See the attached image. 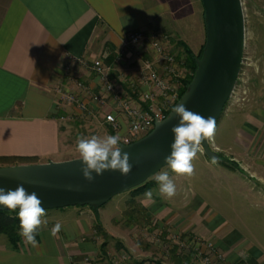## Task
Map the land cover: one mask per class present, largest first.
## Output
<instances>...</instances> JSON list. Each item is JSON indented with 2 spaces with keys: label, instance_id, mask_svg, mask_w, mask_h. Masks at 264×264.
I'll list each match as a JSON object with an SVG mask.
<instances>
[{
  "label": "crops",
  "instance_id": "crops-1",
  "mask_svg": "<svg viewBox=\"0 0 264 264\" xmlns=\"http://www.w3.org/2000/svg\"><path fill=\"white\" fill-rule=\"evenodd\" d=\"M199 3L202 8L200 0H0V156L33 157L38 163L67 160L62 141L67 119L63 116L68 111L85 117L56 101L54 88L65 84L67 65L75 77L95 85L96 77L88 74L80 60L98 57L107 52V45L116 52L128 33L141 29L182 39L183 19L197 12ZM69 89L76 91L72 85ZM237 117L240 125L233 142L219 144L220 136L215 144L227 151L257 152V166L264 168V101L240 110ZM202 161L214 166L212 161ZM158 187L135 197L146 217L168 209L169 204L155 194ZM258 190L264 196V190ZM148 191L153 193L151 199L145 196ZM186 203L193 221L190 233L211 240L229 264H264L258 241L243 236L223 214L203 206L196 195L192 203ZM84 207L88 206L66 214L69 222L61 225L55 237L51 229L63 221L43 217L47 223L38 230L37 247L25 244L21 236L13 245L0 234V264H71L72 253L84 252L80 242L87 232ZM96 215L99 220L96 212L94 219Z\"/></svg>",
  "mask_w": 264,
  "mask_h": 264
},
{
  "label": "rangeland",
  "instance_id": "rangeland-1",
  "mask_svg": "<svg viewBox=\"0 0 264 264\" xmlns=\"http://www.w3.org/2000/svg\"><path fill=\"white\" fill-rule=\"evenodd\" d=\"M241 2L245 17L241 69L234 92L216 124L215 140L208 142L220 159H215L217 163L214 166L208 165V162L204 165L203 159L212 161L213 158L207 157L201 150L193 160L195 175L191 178L177 176L167 167L162 168L160 171H168L170 177L175 179L177 193L173 199L162 197V202L169 204L168 209H157L160 212L154 215L146 217L143 213H133L130 219L125 216L130 194L129 191H123L95 211L103 228V231H98L94 225L95 212L90 207H84L83 210L87 212V232L80 241L84 252L77 255L72 253L71 264H110V256L121 252L129 255L130 260L151 259L157 264H201L205 256H211L215 264H220L218 258L223 260L222 263L229 264L211 240L190 233L193 221L186 202L192 203L195 195L203 206H210L223 214L243 236L254 240L256 244L258 241L264 251V196L258 195L259 187L264 190V168L257 166V152L246 154L248 152H239L237 149L227 151L215 144L220 136L222 140L218 143L225 144L236 135L240 125L237 113L240 110L253 109L264 101V0ZM202 12L199 3L197 12L183 19L182 39H174L183 42L197 55L205 43ZM177 46L182 52L183 67L189 76L190 71L184 63L185 55L182 48ZM128 62L129 59L125 60L121 68L127 70ZM63 127V152L68 159L79 157L76 151L78 137L110 135L101 116L80 118L72 113L70 121L66 120ZM230 142H233L232 139ZM220 160H224L228 167L223 166ZM4 165L15 164L0 163V166ZM155 194L160 196L158 191ZM82 207L48 209L46 216L62 220L63 225L69 222L66 217L70 216L66 214L73 212V208Z\"/></svg>",
  "mask_w": 264,
  "mask_h": 264
},
{
  "label": "water",
  "instance_id": "water-1",
  "mask_svg": "<svg viewBox=\"0 0 264 264\" xmlns=\"http://www.w3.org/2000/svg\"><path fill=\"white\" fill-rule=\"evenodd\" d=\"M205 25V43L196 70L186 90L173 105L184 103L190 110L215 118L216 124L229 102L240 73L245 46V17L241 0H200ZM172 107V108H173ZM178 123L172 109L165 119L155 122L141 138L121 143L133 165L129 175L106 171L91 182L84 179L80 157L43 163L0 166V187L14 189L22 184L35 191L42 206L57 209L106 204L114 195L128 191L167 167L165 156L173 142L171 128ZM204 155L220 159L208 141L202 142ZM18 210V209H17ZM0 211H8L0 206Z\"/></svg>",
  "mask_w": 264,
  "mask_h": 264
},
{
  "label": "built area",
  "instance_id": "built-area-1",
  "mask_svg": "<svg viewBox=\"0 0 264 264\" xmlns=\"http://www.w3.org/2000/svg\"><path fill=\"white\" fill-rule=\"evenodd\" d=\"M175 38L165 32L141 29L128 33L110 64L104 52L92 60H80L88 74L96 77L94 85L75 77L66 68L65 84L54 88L57 103L76 108L84 116H101L113 135L121 136V143L129 144L150 132L155 122L167 117L180 98L187 72L183 67L182 52ZM129 59L126 69L124 61ZM73 86V92L69 86ZM63 109V108H62ZM66 111V110H65ZM63 118L71 119L65 112ZM220 264L223 260H219ZM110 264H131L129 255L121 252L110 256ZM138 264H157L142 259ZM201 264H215L211 256Z\"/></svg>",
  "mask_w": 264,
  "mask_h": 264
},
{
  "label": "clouds",
  "instance_id": "clouds-1",
  "mask_svg": "<svg viewBox=\"0 0 264 264\" xmlns=\"http://www.w3.org/2000/svg\"><path fill=\"white\" fill-rule=\"evenodd\" d=\"M172 113L178 118V123L171 128L173 142L170 145V154L165 156L164 162L168 169L177 176L191 178L195 175L193 160L202 150V142H214L216 134V121L212 116H203L186 107L184 103L175 105ZM76 151L81 161V172L85 180L91 182L96 176L106 171H118L127 176L131 173L133 165L129 162L128 152L121 147L119 134L91 137H78ZM215 164L217 161L212 160ZM157 183L158 194L166 199L173 198L177 193V186L168 171H159L153 176ZM152 191L145 193L148 199L152 198ZM43 201L35 191L28 192L18 184L14 189L0 187V206L9 212H17L20 232L25 244L38 246L36 235L42 225L47 223L42 219L46 216ZM61 224L56 223L51 229V235L56 236L61 230Z\"/></svg>",
  "mask_w": 264,
  "mask_h": 264
},
{
  "label": "trees",
  "instance_id": "trees-1",
  "mask_svg": "<svg viewBox=\"0 0 264 264\" xmlns=\"http://www.w3.org/2000/svg\"><path fill=\"white\" fill-rule=\"evenodd\" d=\"M176 43L182 48L183 53L185 55L184 57L185 66L190 71L189 76H187L186 79L184 80V86L180 93V95H182L194 75V72L196 70V60L197 58H200L203 48H201L199 54L197 55L192 50H190V48L186 46L183 42L178 41ZM107 52H108V57L105 59V62L107 64H110L113 58L115 57L114 48L111 45H107ZM109 130L113 134V131L111 129ZM220 161L222 165H227L224 162V160H220ZM0 163L25 164V163H38V162H37V159L33 157L0 156ZM156 184L157 183L154 181L152 177L148 179L147 181H145L143 184L128 190L130 194V198L127 201L129 208L124 211V215L129 217L130 219L133 213H137V214L143 213L144 214V208L135 200V197L141 193H144L145 191L152 188ZM90 208L94 211L97 210V209H93L92 207ZM17 212L0 211V234L5 235L8 238L9 242L13 245L17 244L19 237H20L19 235L20 227H19V219L17 216ZM96 217L97 219L95 223V229L98 231H103L102 225L100 221L98 220V216L96 215ZM37 236H38V232H37L36 238Z\"/></svg>",
  "mask_w": 264,
  "mask_h": 264
}]
</instances>
